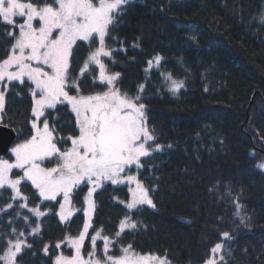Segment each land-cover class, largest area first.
I'll return each instance as SVG.
<instances>
[{
	"label": "trees",
	"instance_id": "trees-1",
	"mask_svg": "<svg viewBox=\"0 0 264 264\" xmlns=\"http://www.w3.org/2000/svg\"><path fill=\"white\" fill-rule=\"evenodd\" d=\"M33 2L42 6L46 0ZM21 21L17 18V23ZM10 30L0 23V61L13 43L7 35ZM77 44L70 81L77 82L85 96L107 90L94 79L96 66L80 74L98 38ZM106 44L117 51L111 59H102L110 72L121 74L117 86L122 92L142 96L147 126L163 151L142 158L140 169H131L156 205L135 210L137 229L115 235L128 214L127 184L105 182L93 193L85 256L91 250V235L102 229L116 241L113 254L131 244L137 252L167 257L170 264H204L215 244L222 243L220 264H264V170L258 167L264 163V0H134L122 9ZM156 55L163 57L161 65L145 71L147 61ZM169 73L184 81L177 94L168 91L163 79ZM142 84L144 92L139 93ZM33 87L27 79L24 84H8L7 89L0 85L5 91L0 123L16 129L14 143L34 134ZM45 111L41 122L47 119L54 135L66 141L58 146L71 147L68 138L79 135L71 106L58 104ZM3 157L13 158L10 152ZM57 160L52 157L45 164ZM14 173L22 175L20 170ZM89 187L81 184L73 191L75 211L62 222L61 197L44 201L29 181L22 182L29 207L39 206L48 213L40 218L35 236L28 233L36 218L18 207L23 201H12L11 190H0V255L7 241L16 238L13 227L17 235L24 231L21 238L32 244L17 264H53L61 252L72 255L67 237L78 236L88 219L84 210ZM237 202L244 223L236 215ZM9 203L13 207L5 211ZM24 216L31 223H25ZM224 232L230 240L222 238ZM57 243L60 249L55 248ZM97 255L102 257V241L97 242Z\"/></svg>",
	"mask_w": 264,
	"mask_h": 264
},
{
	"label": "snow or ice",
	"instance_id": "snow-or-ice-1",
	"mask_svg": "<svg viewBox=\"0 0 264 264\" xmlns=\"http://www.w3.org/2000/svg\"><path fill=\"white\" fill-rule=\"evenodd\" d=\"M133 2L52 0L49 3L46 0L43 6H37L33 0H0V23L11 28L7 35L13 39L6 58L0 61V85L7 89L8 84H24L27 78L34 86L31 88L34 134L9 150L13 160L0 157V190H11L12 201H23L18 207L27 209L36 218L35 226L31 227L28 235L39 234L40 218L48 213L39 206L29 207L28 198L21 189L24 181H29L44 201H57L58 196H63L58 212L62 222L71 215L70 211H66V205L70 204V195L81 184L90 186L86 198L87 208L84 210L86 218L95 208L93 193L105 182H111L112 185L127 184L130 199L121 203H125L128 214L119 223L116 237L126 230L138 228V222L132 218L135 210L143 206L156 207L150 190L137 175L128 174V170L133 166L140 169L143 166L142 158L162 152V146L155 142L154 131L147 126L142 96H129L122 92L117 86L121 74L110 72L102 59H111L117 51L106 44V38H110V31L117 17L122 15V9ZM17 18L23 22L17 23ZM34 21L38 22V26H34ZM97 38L98 46L90 52L80 74L84 75L89 72L90 66H96L98 73L94 79L105 85L107 90L85 96L80 94L79 84L70 81L71 61L78 41L90 42ZM112 62L115 63L114 60ZM162 62L163 57L156 55L147 61L145 71L158 68ZM163 79L172 94L179 93L185 87L184 81H178L170 73ZM73 89L75 95L70 94ZM138 92H144L143 84L139 86ZM58 104L71 106L79 130L78 136L68 138L71 147L63 150L58 143L66 141L54 135L48 120L44 119L40 126L41 118L46 116L45 110H54ZM4 106L5 91L0 90V112ZM52 157L58 158L57 167H43L42 162ZM258 167L264 170V163ZM14 170H20L22 175L14 173ZM12 207L13 204L9 203L5 211ZM236 208V215L244 223L239 202ZM23 220L31 223L28 216H24ZM91 227L90 219H86L78 236L67 237L73 254L66 256L61 252L55 256L53 264H170L167 257L137 252L131 244L121 246L119 254H113L112 248L116 241L103 235L102 229L91 235V250L85 256V241ZM12 235L16 238L7 241L6 251L0 255V264H17V258L24 250L32 247L26 238H21L25 237L24 231H19L17 235V229L13 227ZM222 238L230 240L231 236L224 232ZM98 241H102V257L97 255ZM55 248L60 249L61 244L57 243ZM48 250L49 246L45 245V254ZM222 251V243H216L205 264H220L224 261Z\"/></svg>",
	"mask_w": 264,
	"mask_h": 264
},
{
	"label": "water",
	"instance_id": "water-1",
	"mask_svg": "<svg viewBox=\"0 0 264 264\" xmlns=\"http://www.w3.org/2000/svg\"><path fill=\"white\" fill-rule=\"evenodd\" d=\"M17 138V131L14 127L0 123V157L9 153Z\"/></svg>",
	"mask_w": 264,
	"mask_h": 264
},
{
	"label": "rangeland",
	"instance_id": "rangeland-1",
	"mask_svg": "<svg viewBox=\"0 0 264 264\" xmlns=\"http://www.w3.org/2000/svg\"><path fill=\"white\" fill-rule=\"evenodd\" d=\"M37 6H41V5H37ZM42 6H43V5H42ZM19 19H21V18H19ZM21 20H22V19H21ZM21 22H23V21H21ZM34 26H38V22H37V21H34ZM12 70H15V69H12ZM25 79H27V78H25ZM0 114H1V112H0ZM40 126L42 127V122H41ZM30 137H31V136H30ZM30 137H29V138H30ZM27 139H28V138H27ZM24 140H26V139H24ZM24 140L22 139V140H20L19 142L14 143L12 147H14V146H15L16 144H18V143L23 142ZM12 147H11V148H12ZM2 157H3V156H2ZM3 158H5V159H9L10 161L14 159V157H13V158L3 157ZM45 162H47V160L44 161V162H42V166H43V167H46V168L57 167V165H58V160H57L56 162H54V163L49 164V165L45 164ZM128 174L136 175L134 172L131 171V169L128 170ZM133 186H134V185H133ZM58 197H61V200H62L61 203H63V196L61 195V196H58ZM58 197H57V198H58ZM86 198H87V195H86ZM92 200H93V196H92ZM66 211H70L71 215H72V214L74 213V211H75V209H74V207H73V204H72L71 195H70V204H69V205H66ZM71 215H70V216H71ZM91 215H92V214H91ZM91 215H90V217H88V219L91 218ZM70 216H69V217H70ZM204 264H205V263H204Z\"/></svg>",
	"mask_w": 264,
	"mask_h": 264
}]
</instances>
